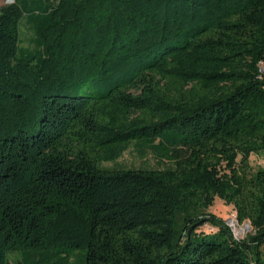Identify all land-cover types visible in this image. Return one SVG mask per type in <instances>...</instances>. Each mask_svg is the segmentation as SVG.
I'll return each instance as SVG.
<instances>
[{
    "label": "trees",
    "instance_id": "trees-1",
    "mask_svg": "<svg viewBox=\"0 0 264 264\" xmlns=\"http://www.w3.org/2000/svg\"><path fill=\"white\" fill-rule=\"evenodd\" d=\"M11 1L0 264H264V0ZM130 145L170 167H102Z\"/></svg>",
    "mask_w": 264,
    "mask_h": 264
},
{
    "label": "rangeland",
    "instance_id": "rangeland-1",
    "mask_svg": "<svg viewBox=\"0 0 264 264\" xmlns=\"http://www.w3.org/2000/svg\"><path fill=\"white\" fill-rule=\"evenodd\" d=\"M11 0H0V7L11 4ZM19 32V41L20 46L22 48H31L33 47L32 39H33V33L28 28V26L25 24L24 20L19 25L18 28ZM249 164L251 171L254 172L258 169H264V153L259 154L257 156L251 155L249 158ZM103 168H145V169H163L170 167L169 163L162 162L151 153H146L144 156H140L134 145H130L128 150L122 155V157L117 160V162L113 164H103ZM209 213L215 215L216 217L223 220L226 224V226L229 228V230L232 233V236L236 240H243L247 235L251 234V228L247 224V222H244L242 224H238L236 222L235 213L232 209V207L225 205L221 200L215 199L212 207L209 209ZM235 222V225L233 223ZM246 227V228H245ZM245 228V229H244ZM242 229H244V232H241ZM202 232L204 233H212L213 230L209 226H204L201 228ZM82 254L79 252L74 253L71 256L70 264H81L82 262ZM10 264H20L17 256L12 255L10 256Z\"/></svg>",
    "mask_w": 264,
    "mask_h": 264
},
{
    "label": "built area",
    "instance_id": "built-area-1",
    "mask_svg": "<svg viewBox=\"0 0 264 264\" xmlns=\"http://www.w3.org/2000/svg\"><path fill=\"white\" fill-rule=\"evenodd\" d=\"M261 73H262V75H263V77H264V70H263V69L261 70Z\"/></svg>",
    "mask_w": 264,
    "mask_h": 264
},
{
    "label": "bare ground",
    "instance_id": "bare-ground-1",
    "mask_svg": "<svg viewBox=\"0 0 264 264\" xmlns=\"http://www.w3.org/2000/svg\"><path fill=\"white\" fill-rule=\"evenodd\" d=\"M233 225H235V222L233 223ZM245 228H246V227H245ZM245 228H244V229H245ZM244 229H242V231H241V232H244Z\"/></svg>",
    "mask_w": 264,
    "mask_h": 264
},
{
    "label": "water",
    "instance_id": "water-1",
    "mask_svg": "<svg viewBox=\"0 0 264 264\" xmlns=\"http://www.w3.org/2000/svg\"><path fill=\"white\" fill-rule=\"evenodd\" d=\"M247 224L249 225V223L247 222Z\"/></svg>",
    "mask_w": 264,
    "mask_h": 264
}]
</instances>
